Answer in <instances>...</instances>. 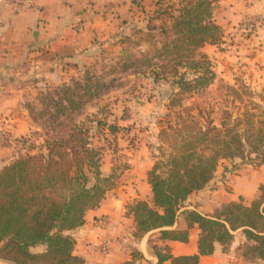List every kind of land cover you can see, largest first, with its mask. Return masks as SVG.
Segmentation results:
<instances>
[{
  "label": "trees",
  "instance_id": "1",
  "mask_svg": "<svg viewBox=\"0 0 264 264\" xmlns=\"http://www.w3.org/2000/svg\"><path fill=\"white\" fill-rule=\"evenodd\" d=\"M215 1L183 0L180 13L169 27L148 30L159 31L164 37L163 42L154 44V55L124 64L123 70L134 68L137 74L145 75L151 68L154 82L177 84L173 105L179 104L185 94H204L215 76L209 58L197 55V51L223 38L213 17ZM154 59L162 62L158 65ZM138 63L144 67L139 69ZM187 73L193 77L188 79ZM92 80L87 76L72 85L56 86L42 98L43 109L37 114L29 107L33 121L48 117L52 131L66 128L69 132H48L42 152L22 155L0 169V260L11 264H85L84 258L74 253L72 231L85 223L86 213L98 207L115 186L114 174L102 176L101 155L90 142V121L73 123L75 113L80 114L87 103L110 88L100 81L92 85ZM226 90L227 100L242 103L236 113L224 108L219 123L203 110L197 115L177 114L174 122L169 121L160 131L169 152L148 172L151 200L127 206L126 215L133 219L136 239L158 234L160 240L187 243L190 229L198 227V252L193 255L175 257L168 246L158 245L150 236L148 246L157 264H199L202 256L214 252L216 243L228 246L238 230L252 242L245 246V255L264 261V183L250 203L231 201L213 215L186 205L193 193L213 180L222 161L254 156L264 165V89L260 94L235 86ZM96 122L105 125L101 120ZM109 129L116 130L111 125ZM91 178L95 181L92 185ZM180 217L186 224L183 228L177 225ZM38 245L44 250L32 251ZM135 260H144L137 250L132 253V261L125 264Z\"/></svg>",
  "mask_w": 264,
  "mask_h": 264
},
{
  "label": "crops",
  "instance_id": "2",
  "mask_svg": "<svg viewBox=\"0 0 264 264\" xmlns=\"http://www.w3.org/2000/svg\"><path fill=\"white\" fill-rule=\"evenodd\" d=\"M163 1L37 0L34 8L19 7L13 2L1 8L0 169L13 158L10 140L24 134L30 121L22 104L30 85L40 88L47 81L61 79L69 68L90 63L93 53L118 44V32H141L155 27L153 23L157 18L153 17L154 12ZM246 15L264 17V0H219L214 18L224 30ZM217 47L207 44L198 52L216 60L219 66L222 65L221 70L229 72L233 60L225 59ZM246 49V53L238 52L233 58L238 56L241 63L252 67L251 71L255 73L253 82L264 85V27L257 37L249 40ZM138 183L135 191L128 186L127 190L108 192L98 207L86 213L85 223L72 231L76 241L74 253L83 257L85 264H125L132 261L135 250L143 255L144 260H135L133 264H157L148 246L150 236L158 245L168 246L175 257L198 252L200 231L197 226L190 229L187 243L160 240L158 234H146L141 239L134 237L135 225L132 217L126 215V206L152 196L145 180ZM139 185L145 191H141ZM259 185L240 184L238 192L223 194L212 180L205 189L190 196L192 204L188 203L187 208L212 215L215 208L231 201L242 200L248 204L258 195ZM204 196L208 199L202 200ZM177 225L186 226L181 217ZM251 243L238 230L228 246L224 248L216 243L214 252L202 256L199 264H264L263 260L245 255V246ZM44 248L38 245L32 247V251L40 252ZM0 264L11 263L0 260Z\"/></svg>",
  "mask_w": 264,
  "mask_h": 264
},
{
  "label": "rangeland",
  "instance_id": "3",
  "mask_svg": "<svg viewBox=\"0 0 264 264\" xmlns=\"http://www.w3.org/2000/svg\"><path fill=\"white\" fill-rule=\"evenodd\" d=\"M218 1H215L213 17ZM182 6L183 0H164L159 9L154 12L153 17L157 18L153 23L155 28L169 27L173 18L180 13ZM214 21L216 22L215 18ZM261 27H264L263 16L246 15L228 28L221 29L222 40L218 44L211 45H218L220 54L225 59L233 60L229 72L221 70L222 65L219 66L216 60L206 55L215 76L213 83L204 94L195 93L189 97L185 94L181 102L176 105L172 104V99L179 91L177 84L172 81L154 82L151 68L147 69L145 75L137 74L134 68L123 70L124 64L136 60L144 61L153 56L154 44L163 42L164 37L159 31L118 32V44L106 47L101 52L93 53V60L90 63L69 68L61 79L47 81L46 85L40 88L35 87L34 84L30 85L31 88L22 101L30 121L25 127L24 134L9 139L13 158L6 165L22 155L42 152L41 149L48 137V132L53 135L68 134L69 130L66 128L52 131L48 126V117L33 121L29 107L33 108L34 114H37L43 109L41 101L47 92L55 90L56 86L72 85L74 81H83L87 76H91L93 77L92 85L100 81L109 84L110 88L98 99L87 103L81 113H78L79 115L75 113L73 123L89 124L90 121V142L101 155L102 176L107 177L111 174L115 176V186L108 192L127 190L128 186L135 191L138 182L144 180L145 186H148V172L164 153L169 152L168 146L161 141L160 131L167 128L169 121L174 122L177 114L197 115L199 110H203L208 118L219 123L224 108L228 107L236 113L237 108L242 107L240 102L232 104L231 98L227 100V86H235L239 89L247 88L254 94L262 92L264 85L255 84L252 80L255 75L251 71L252 67L248 68V65L245 66L246 63H241L238 56L233 58L238 52L246 53L249 40L258 36ZM198 51L197 55H200ZM153 62L159 65L162 61L154 59ZM136 67L140 69L144 66L138 63ZM186 77L191 79L193 74L187 73ZM256 100L258 101L257 98ZM97 120L105 122V125H98ZM110 125L114 126L116 130H110ZM94 182V179L91 178L90 185ZM261 182H264V166L258 164V160L254 156L222 161L213 178V185L223 194L238 192L236 190L240 184H248L249 187L251 184H261ZM139 186L141 191H145L142 185ZM249 195L251 194L249 193ZM203 199H208V197L204 196ZM142 200L150 201L151 199ZM136 201L138 200L127 206ZM188 203H191L190 197L186 205ZM218 208H215L214 213Z\"/></svg>",
  "mask_w": 264,
  "mask_h": 264
},
{
  "label": "built area",
  "instance_id": "4",
  "mask_svg": "<svg viewBox=\"0 0 264 264\" xmlns=\"http://www.w3.org/2000/svg\"><path fill=\"white\" fill-rule=\"evenodd\" d=\"M9 2H13L19 7L34 8L36 6L37 0H0V10L1 8ZM106 246L103 248L105 249Z\"/></svg>",
  "mask_w": 264,
  "mask_h": 264
}]
</instances>
